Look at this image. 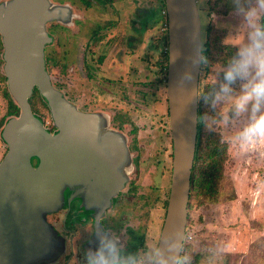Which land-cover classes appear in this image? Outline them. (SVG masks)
<instances>
[{
	"label": "water",
	"instance_id": "95a60500",
	"mask_svg": "<svg viewBox=\"0 0 264 264\" xmlns=\"http://www.w3.org/2000/svg\"><path fill=\"white\" fill-rule=\"evenodd\" d=\"M163 5L167 14L166 92L172 164L165 216L151 264L157 258L160 264H178L197 139L201 18L197 0H163ZM66 10L49 0H8L0 6L4 71L19 108L18 115L7 119L0 132L7 145L0 161V264H49L56 260L63 243L45 215L61 207L63 189L85 185L93 195V200L86 202L95 206L96 195L107 202L109 193L122 188L130 168L126 136L109 126L105 114L79 110L54 87L45 71V22L61 19ZM34 88L48 106L54 132L32 112L28 98ZM101 163H108L109 168L100 167ZM107 170H113L115 178L101 186L99 179ZM92 172L93 182L89 180Z\"/></svg>",
	"mask_w": 264,
	"mask_h": 264
},
{
	"label": "rangeland",
	"instance_id": "374dc122",
	"mask_svg": "<svg viewBox=\"0 0 264 264\" xmlns=\"http://www.w3.org/2000/svg\"><path fill=\"white\" fill-rule=\"evenodd\" d=\"M211 4L212 1L197 0L202 40L205 27L211 24L221 35L223 44L237 48L239 42L246 39L247 25L243 17L235 9L225 15L211 12ZM163 9L160 0H131L129 123L134 137L132 153L136 163L132 174L136 189L131 195V234L143 236L142 244L131 256L136 258L138 264L152 262L164 219L171 176L172 142L164 81L166 31ZM214 53L212 62H201L205 67L203 69L200 65L198 91L205 86L207 97L218 90L227 65L220 61L221 57L227 56V50H215ZM231 58L229 54L228 60ZM57 75L63 88V73ZM232 89L233 95L239 94L240 83H234ZM7 102L0 93V129L8 118ZM32 103L35 112L47 124L50 123L45 101L36 94ZM230 105L231 100H226L218 105V110L230 108ZM242 123L241 117L233 122L230 129L222 132L213 133L204 129L206 138L219 136L226 143L223 162L226 181H222L223 195L219 203L198 204L192 198L188 207L187 241L184 243L189 245L191 253L203 255L198 264H218L221 258L222 264H264V147L259 151H241L231 143L228 139L231 131ZM3 147L0 139V153ZM223 245H226L225 251Z\"/></svg>",
	"mask_w": 264,
	"mask_h": 264
},
{
	"label": "flooded vegetation",
	"instance_id": "af4514ba",
	"mask_svg": "<svg viewBox=\"0 0 264 264\" xmlns=\"http://www.w3.org/2000/svg\"><path fill=\"white\" fill-rule=\"evenodd\" d=\"M6 1L8 0H0V6ZM49 1L67 10L66 15L61 19L53 18L45 22L48 40L44 42L42 50L46 73L54 87L77 105L79 110L105 114L109 126L126 136L127 148L131 154L130 168L126 172L123 186L109 193L107 202H104L105 197L96 195L95 206H90L86 201L93 200V195L82 184L66 186L63 189L61 207L45 215L46 221L63 243L61 254L49 264H87L88 253L97 246L101 235L117 243L123 255L131 256L143 242L141 234H131V195L136 189L132 175L136 164L132 153L134 137L131 135L132 129L129 123L131 121V0ZM4 51L0 34V93L6 102L8 101L7 119H9L18 115L19 108L8 90L4 71ZM52 72L56 73L53 75ZM58 73H63V80L65 79L63 88L59 85ZM164 81L166 85V74ZM35 89L28 98L32 112L42 120L49 131L54 132L56 126L47 104L51 119L48 124L33 108L32 99L36 94L41 97L37 89L35 93ZM11 103L17 106V113L10 112ZM1 141L4 147L0 153V161L7 151V145L2 139ZM31 161L33 166L38 163L35 157H32ZM100 167L109 168V165L101 163ZM106 173L104 176L106 178L99 179L101 186L111 184L115 178L113 170H107ZM93 174L92 172L89 176L92 182Z\"/></svg>",
	"mask_w": 264,
	"mask_h": 264
},
{
	"label": "clouds",
	"instance_id": "9594fccd",
	"mask_svg": "<svg viewBox=\"0 0 264 264\" xmlns=\"http://www.w3.org/2000/svg\"><path fill=\"white\" fill-rule=\"evenodd\" d=\"M233 3L247 25L246 39L239 42L224 68L218 90L204 98L208 110L196 119L205 130L217 133L230 129L242 117L243 123L231 131L228 139L238 150L259 151L264 147V0H233ZM236 82L240 83V90L233 95L232 85ZM226 100H231L230 108L218 110V105ZM87 264H138V261L123 255L117 243L101 235L97 246L88 253ZM155 264H160L158 258ZM218 264H222V258Z\"/></svg>",
	"mask_w": 264,
	"mask_h": 264
},
{
	"label": "trees",
	"instance_id": "16d2710c",
	"mask_svg": "<svg viewBox=\"0 0 264 264\" xmlns=\"http://www.w3.org/2000/svg\"><path fill=\"white\" fill-rule=\"evenodd\" d=\"M161 5L163 6V0ZM212 4L209 10L215 11L217 14L225 15L229 11L234 10L235 6L233 0H206ZM219 7V9H217ZM199 9V8H198ZM200 12V11H199ZM218 31L214 29L211 24H208L204 30V39L201 46V62L202 64L209 61L212 62V56H214L215 50H227V56L221 57L222 64H228V55L232 56L235 53V46L223 44L221 42V35H218ZM166 57L164 66L167 67V51H163ZM205 68L201 65V69ZM35 89V93H36ZM198 115L208 110L205 97L207 90L205 86H201L198 91ZM18 108L15 104L11 103V113H17ZM226 158V143L215 137L209 139L205 137L204 128L197 124V139L194 152L193 165L190 176V193L188 199V207L192 202V198H195L198 204L212 203L217 204L222 199L223 195L222 181H226V176L223 173L224 160ZM233 198V197H231ZM230 198V199H231ZM188 219V218H187ZM203 255L201 253H191L190 247L187 243H183L181 256L178 264H198ZM206 257V256H204Z\"/></svg>",
	"mask_w": 264,
	"mask_h": 264
},
{
	"label": "crops",
	"instance_id": "0c3cea01",
	"mask_svg": "<svg viewBox=\"0 0 264 264\" xmlns=\"http://www.w3.org/2000/svg\"><path fill=\"white\" fill-rule=\"evenodd\" d=\"M165 9V8H164ZM164 26H165V31H166V42H165V45H164V49L167 48V14L164 16Z\"/></svg>",
	"mask_w": 264,
	"mask_h": 264
},
{
	"label": "built area",
	"instance_id": "2783aa9c",
	"mask_svg": "<svg viewBox=\"0 0 264 264\" xmlns=\"http://www.w3.org/2000/svg\"><path fill=\"white\" fill-rule=\"evenodd\" d=\"M163 15L165 16L166 15V11L165 9H163ZM165 51H167V48H165ZM186 229H187V224H186ZM187 241V230H185V235H184V242Z\"/></svg>",
	"mask_w": 264,
	"mask_h": 264
}]
</instances>
